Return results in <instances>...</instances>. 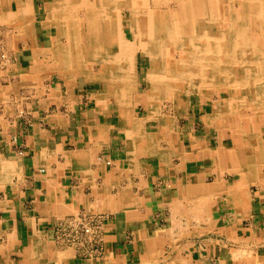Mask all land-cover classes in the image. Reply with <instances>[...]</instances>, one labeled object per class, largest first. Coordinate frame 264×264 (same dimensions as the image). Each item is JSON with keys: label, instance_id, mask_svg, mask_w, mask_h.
I'll return each mask as SVG.
<instances>
[{"label": "crops", "instance_id": "crops-1", "mask_svg": "<svg viewBox=\"0 0 264 264\" xmlns=\"http://www.w3.org/2000/svg\"><path fill=\"white\" fill-rule=\"evenodd\" d=\"M25 2L27 37L0 58V264H264V169L234 170L231 129L229 143L206 118L220 99L190 101L163 137L158 120L143 122L141 48L130 72L77 73L62 56L65 0ZM78 213L103 217V258L56 240Z\"/></svg>", "mask_w": 264, "mask_h": 264}, {"label": "bare ground", "instance_id": "bare-ground-1", "mask_svg": "<svg viewBox=\"0 0 264 264\" xmlns=\"http://www.w3.org/2000/svg\"><path fill=\"white\" fill-rule=\"evenodd\" d=\"M218 1L223 8L215 13L210 11L215 5L211 6L209 0H154L153 4L150 0H65L67 8L59 21V33L66 40L62 56L67 68L72 60L78 62L77 73L85 72L91 60L103 62L106 69L102 73L116 76L119 71L131 70L129 63L141 48L150 57L148 78L152 83L148 91L149 114L143 122L158 120V133L163 137L176 132L175 120L162 113L159 103L163 94H170L174 112L178 114L185 113L191 92L214 94L218 87L226 98L217 100L214 111L206 118L230 127L235 143L233 152L242 155L234 170L248 175L264 160V0H234L240 3L238 9L233 0ZM0 2V23H13L20 34L26 32L31 16L25 0ZM70 6L74 9H69ZM82 9H90L88 12L94 15L88 21L89 34L81 21L74 23ZM124 9L128 11V19ZM252 31H256L254 36ZM231 112L236 116L233 122Z\"/></svg>", "mask_w": 264, "mask_h": 264}, {"label": "rangeland", "instance_id": "rangeland-1", "mask_svg": "<svg viewBox=\"0 0 264 264\" xmlns=\"http://www.w3.org/2000/svg\"><path fill=\"white\" fill-rule=\"evenodd\" d=\"M151 1V4L154 3V0H150ZM234 1V0H233ZM209 3L211 6L215 5L214 8H212L211 6V9L210 11H213V12H219L220 10H222V4L219 5V1L218 0H212L210 1L209 0ZM234 5H235V8L238 9L240 7V3L237 2V1H234ZM87 8H90V6ZM86 8V9H87ZM86 9H82L80 10L79 14L77 17L78 20H77V17L75 18L76 20H74V23H76V21H81L82 22V27L83 29H85V33L86 34H89L90 32L88 31V27H89V18H93L94 15H92L91 13H89L88 10ZM73 10V9H71ZM124 12H125V17L126 19L129 18V15H128V11L126 9H124ZM216 16H219L218 14H216ZM86 17V18H85ZM88 17V18H87ZM91 18V19H92ZM9 22L6 23L5 25V22L4 23H0V58L1 59H5V58H8V56L10 55L9 53L13 50H15L14 48H17L18 46V43H19V39L17 40V34L18 36H25L26 32H22L21 34L19 33V29H17V27H15V25H13V23L10 24L9 26ZM9 26V27H8ZM8 27V28H7ZM14 30H13V29ZM3 29V30H2ZM11 29V31H10ZM10 31V32H9ZM257 31V29H256ZM256 31H252L251 32V35L254 36V33H256ZM13 32V33H12ZM8 35V36H7ZM11 36V37H10ZM27 37V36H25ZM12 41V42H11ZM14 41V42H13ZM16 41V42H15ZM13 43V44H12ZM2 45V46H1ZM83 47L85 48L86 47V43L83 42ZM7 53V54H6ZM5 56V58H4ZM150 65H151V62H150V57L148 55H146L143 51H141V67H143V71L144 73L145 72H148L149 71V68H150ZM87 66H90V68H93L96 70V72H103L106 68H104V64L103 62L101 61H89V64ZM142 70V69H141ZM150 84L151 83V80L149 79V81L147 83H145L144 87H145V90H148L150 88ZM149 86V87H148ZM218 87H216V93L212 94L210 97L213 99H220V100H224L226 98V93L224 91H220V89L218 90L217 89ZM167 90H170V89H167ZM166 90V91H167ZM166 91H164L166 93ZM201 91H194V92H191L189 97H188V104H187V107H186V110H185V113L184 112H180L178 114H176L174 112V102L173 100L171 99V96L167 95V94H163L162 97H161V101H160V107L162 108V113L166 116H170L171 118H173L175 120V123L177 124V126L179 125H183L185 124V116L187 114V108L189 107L190 105V101L194 100V101H199L200 99H202V96L204 94L200 93ZM207 95V94H206ZM164 97V98H163ZM191 98V99H190ZM165 101V102H164ZM168 101V102H167ZM171 102V104H170ZM216 103V102H215ZM163 105V106H162ZM168 105V106H166ZM168 107V108H167ZM170 107V109H169ZM173 107V108H172ZM210 107V106H209ZM210 109V108H208ZM210 111V110H209ZM212 111H214V107L212 108ZM172 112V113H171ZM142 114H145L146 112L145 111H142L141 112ZM178 115V116H177ZM236 119V116L233 114V112H231L230 114V120L231 122H233L234 120ZM224 131L225 133L227 134L226 137L228 138V142H230L229 140V135H230V127H224ZM264 163V160L263 161H260L259 162V165L260 167H263L264 169V164H261Z\"/></svg>", "mask_w": 264, "mask_h": 264}, {"label": "built area", "instance_id": "built-area-1", "mask_svg": "<svg viewBox=\"0 0 264 264\" xmlns=\"http://www.w3.org/2000/svg\"><path fill=\"white\" fill-rule=\"evenodd\" d=\"M103 226V217L99 215L83 213L69 215L57 223L56 240L77 249L86 259L99 260L107 253Z\"/></svg>", "mask_w": 264, "mask_h": 264}]
</instances>
